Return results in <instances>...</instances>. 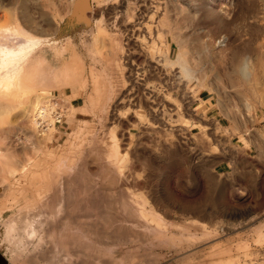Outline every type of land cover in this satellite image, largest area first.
<instances>
[{"label":"rangeland","instance_id":"1","mask_svg":"<svg viewBox=\"0 0 264 264\" xmlns=\"http://www.w3.org/2000/svg\"><path fill=\"white\" fill-rule=\"evenodd\" d=\"M28 37L0 68V264H264V204L232 216L229 185L264 138V0H0V50Z\"/></svg>","mask_w":264,"mask_h":264},{"label":"crops","instance_id":"2","mask_svg":"<svg viewBox=\"0 0 264 264\" xmlns=\"http://www.w3.org/2000/svg\"><path fill=\"white\" fill-rule=\"evenodd\" d=\"M213 96H207L206 94L199 95L197 97V103L205 106L206 114H211V118L218 119V113L212 112L215 109L212 101ZM264 133V116L260 126ZM246 133L244 135H248ZM248 136L251 140L249 146H245L244 141L238 143L236 149L232 151L231 163L229 165L230 172V190L232 195V216L236 218H255V204H264V138L258 137L255 133ZM240 139H238V142ZM209 164L200 163L193 170L195 183L191 185L196 188H200L201 192L210 187V184L206 179L207 169L213 175H223L225 171L220 162V157L217 156V152L211 155L208 160ZM236 203V206H235ZM249 230V229H248Z\"/></svg>","mask_w":264,"mask_h":264},{"label":"bare ground","instance_id":"3","mask_svg":"<svg viewBox=\"0 0 264 264\" xmlns=\"http://www.w3.org/2000/svg\"><path fill=\"white\" fill-rule=\"evenodd\" d=\"M28 31V30H27ZM26 31V33H28ZM29 33H30V31H29ZM34 35V34H33ZM32 35V36H33ZM18 45V49H16V50H12V49H10V50H4V49H1L0 50V54H1V61H0V68H4V67H8V65L10 64V60H8L7 58H6V56H8V55H15V54H17V55H19L20 56V54H23L24 52H26V51H28V50H30L29 48H32V45H33V41H32V39H30L29 37L27 38V39H24V40H20L19 41V43L17 44ZM31 51V50H30ZM18 56V57H19ZM24 56V55H23ZM24 58V57H23ZM5 71V70H4ZM3 71V72H4ZM6 75V74H5ZM9 75V74H8ZM6 77V76H5ZM1 79H2V77H1ZM2 81H3V83H6L5 85H4V87L7 89V88H9L11 85H13L14 84V82L12 83V82H6V81H8L7 79L5 80V82H4V80H0V84H2ZM9 81H10V79H9ZM13 81H14V79H13ZM2 87V86H1ZM39 113V112H38Z\"/></svg>","mask_w":264,"mask_h":264},{"label":"built area","instance_id":"4","mask_svg":"<svg viewBox=\"0 0 264 264\" xmlns=\"http://www.w3.org/2000/svg\"><path fill=\"white\" fill-rule=\"evenodd\" d=\"M46 108H43V109H40V111H39V113H38V116L39 117H41V116H43V114H41V113H44V110H45ZM58 116H56V118H57ZM41 124H42V122H41Z\"/></svg>","mask_w":264,"mask_h":264}]
</instances>
